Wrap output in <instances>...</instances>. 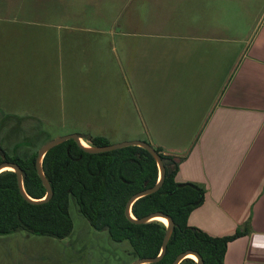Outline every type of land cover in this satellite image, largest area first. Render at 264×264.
<instances>
[{
    "label": "rangeland",
    "instance_id": "rangeland-1",
    "mask_svg": "<svg viewBox=\"0 0 264 264\" xmlns=\"http://www.w3.org/2000/svg\"><path fill=\"white\" fill-rule=\"evenodd\" d=\"M230 1L229 4L226 0H0V7L9 9L8 14L0 12L3 40L0 75L20 87V77L35 74L37 78L39 71L66 73V79L61 78L57 87L67 89V95L70 94L67 106H72L40 111L39 120L0 113V147L8 154L26 156L47 141L68 134L83 138L104 136L109 144L151 136L148 134L157 127L141 124L137 90L143 86L138 81L146 68V47L132 46L128 41L144 44L149 39L212 36L224 39L212 41V48L228 50L235 62L237 53L246 47L264 0ZM179 6L200 9L201 13L207 7L212 11V23L233 27L188 30L178 25ZM55 24L71 29L66 31L72 36L66 70L58 61L55 64L49 59L61 54L60 43L48 35L55 31ZM219 79L218 76L217 84ZM83 103L90 108L82 110ZM165 128V132L179 135H191L197 129ZM69 212L73 229L62 239L24 230L0 234V264H130L135 260L129 241L116 242L107 230L94 229L72 196Z\"/></svg>",
    "mask_w": 264,
    "mask_h": 264
},
{
    "label": "crops",
    "instance_id": "crops-1",
    "mask_svg": "<svg viewBox=\"0 0 264 264\" xmlns=\"http://www.w3.org/2000/svg\"><path fill=\"white\" fill-rule=\"evenodd\" d=\"M0 12L8 14L9 9L0 7ZM177 12L178 25L191 31L233 27L212 23L207 7L201 13L179 6ZM259 15L235 62L228 50L212 48V41H224L212 36L149 39L144 44L128 41L146 47V68L138 81L143 86L137 88L140 120L146 127H157L154 136L137 139L179 160L177 182L204 189L188 223L214 236L247 230L228 242L224 264H264V6ZM53 26L55 31L48 35L60 43L61 54L49 59L66 70L72 41L66 31L71 29ZM66 77V73L39 71L37 78L35 74L20 77L16 87L0 75V113L39 120L40 111L72 108L67 106V89L57 87ZM89 108L81 105L82 110ZM165 127L197 129L191 135H179L165 132Z\"/></svg>",
    "mask_w": 264,
    "mask_h": 264
},
{
    "label": "trees",
    "instance_id": "trees-1",
    "mask_svg": "<svg viewBox=\"0 0 264 264\" xmlns=\"http://www.w3.org/2000/svg\"><path fill=\"white\" fill-rule=\"evenodd\" d=\"M84 139L94 146L109 144L104 136ZM154 148L162 158L173 159L160 147ZM1 149L0 163L17 164L22 170L25 192L32 198H43L46 188L35 167L37 151L21 156ZM178 162L174 160L171 172H166L162 185L155 192L139 197L131 206L135 218L160 211L174 222L165 254L158 262L147 264H172L175 257L186 250L200 254L203 264H224L228 242L247 230L238 229L233 234L214 236L191 226L188 216L201 202L204 189L175 180ZM42 168L53 191L51 198L42 203H31L21 195L14 171L0 173V234L24 230L57 239L69 236L73 229L69 212L72 196L94 229L107 230L116 242L128 240L135 259L159 254L166 230L164 222L158 219L139 224L125 214L128 199L154 186L158 179L157 163L146 149L125 146L90 153L73 139H68L46 152ZM179 264L196 262L192 258H184Z\"/></svg>",
    "mask_w": 264,
    "mask_h": 264
},
{
    "label": "water",
    "instance_id": "water-1",
    "mask_svg": "<svg viewBox=\"0 0 264 264\" xmlns=\"http://www.w3.org/2000/svg\"><path fill=\"white\" fill-rule=\"evenodd\" d=\"M68 139H73L81 148H83L85 151L90 152V153L105 152V151H110V150L118 149V148L125 147V146H140V147H143L144 149H146L153 156V158L155 159V161L157 163V167H158L157 182L155 183L154 186L146 188L144 190H141V191L133 194L128 199V201L126 203L125 214L133 222L139 223V224L146 223V222L151 221V220H158V219H156L157 216H162V217L167 219V223L162 222L166 226V230H165V234H164V237L162 240V245H161V249H160L159 254L156 255L155 257L136 258L130 264H147V263L158 262L163 257V255L165 254L167 243H168V241L171 237L172 231H173L174 222L170 216H168L167 214H164L163 212H160V211L152 212V213H150L146 216H143L141 218H135L131 212V206L136 199H138L139 197H142L144 195L155 192L162 185L163 180H164L165 175H166V172L167 173L171 172V168H172V165L174 164V160L172 158H168V157L162 158L161 155L156 151V149L147 141H143V140L123 141V142H119V143L107 144V145H102V146H94V145L89 144V147H84L80 143V139H84V138L77 135V134H68V135L56 137L54 139L47 141L46 143L42 144L39 147V149L37 150V155H36V159H35V167H36L37 173H38L39 177L41 178L43 185L46 188L45 196L43 198H40V199L32 198L25 192V189L23 186L22 170L17 164H15L13 162H8V161L1 162L0 163V173L6 167L7 168L13 167V170H11V169H7V170H11V171L15 172L16 178H17L18 188H19L21 195L27 201H29L31 203L45 202L51 198L53 191H52V188L50 186V183L48 182V180H47V178L43 172V168H42L43 157L50 148L54 147L55 145L65 141V140H68ZM0 153L3 155L1 148H0ZM188 254H194L197 257V260H194L196 262V264H203V259L200 256V254H198L196 251H193V250H186V251L179 253L175 257V259L173 260L172 264H179L184 258H190V257H188Z\"/></svg>",
    "mask_w": 264,
    "mask_h": 264
},
{
    "label": "bare ground",
    "instance_id": "bare-ground-1",
    "mask_svg": "<svg viewBox=\"0 0 264 264\" xmlns=\"http://www.w3.org/2000/svg\"><path fill=\"white\" fill-rule=\"evenodd\" d=\"M80 143L84 146V147H89V145H87L83 139H80ZM3 169V168H2ZM9 169L13 170V167H9ZM156 219H159L161 221H163L164 223H167V219L162 217V216H157ZM188 257L197 260V257L194 254H188Z\"/></svg>",
    "mask_w": 264,
    "mask_h": 264
}]
</instances>
